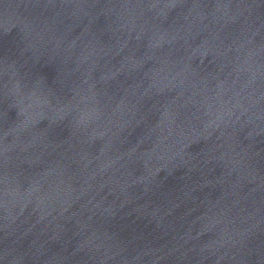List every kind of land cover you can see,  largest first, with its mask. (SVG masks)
Wrapping results in <instances>:
<instances>
[{
	"label": "water",
	"instance_id": "water-1",
	"mask_svg": "<svg viewBox=\"0 0 264 264\" xmlns=\"http://www.w3.org/2000/svg\"><path fill=\"white\" fill-rule=\"evenodd\" d=\"M0 264H264V0H0Z\"/></svg>",
	"mask_w": 264,
	"mask_h": 264
}]
</instances>
